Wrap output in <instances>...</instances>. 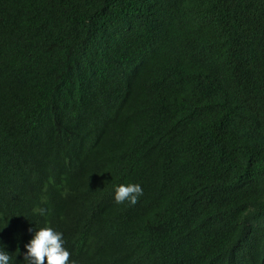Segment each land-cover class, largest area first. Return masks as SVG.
<instances>
[{
  "label": "trees",
  "instance_id": "1",
  "mask_svg": "<svg viewBox=\"0 0 264 264\" xmlns=\"http://www.w3.org/2000/svg\"><path fill=\"white\" fill-rule=\"evenodd\" d=\"M45 226L76 264H264V0H0L10 264Z\"/></svg>",
  "mask_w": 264,
  "mask_h": 264
},
{
  "label": "clouds",
  "instance_id": "2",
  "mask_svg": "<svg viewBox=\"0 0 264 264\" xmlns=\"http://www.w3.org/2000/svg\"><path fill=\"white\" fill-rule=\"evenodd\" d=\"M143 195L142 186L139 183L120 184L115 188L114 200L117 204L125 201L130 204L137 203ZM40 215H45L47 209L39 208ZM33 231V237L25 244L23 264H76L70 260V251L67 249L63 232L49 226L41 227ZM12 257L3 243H0V264H10Z\"/></svg>",
  "mask_w": 264,
  "mask_h": 264
}]
</instances>
